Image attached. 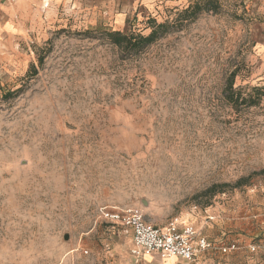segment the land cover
<instances>
[{"label":"rangeland","instance_id":"rangeland-1","mask_svg":"<svg viewBox=\"0 0 264 264\" xmlns=\"http://www.w3.org/2000/svg\"><path fill=\"white\" fill-rule=\"evenodd\" d=\"M196 1L132 21L123 33L165 24L136 54L88 7L20 9L0 53V264H182L100 250L117 230L101 210L117 208L157 227L219 209L225 236L257 250L264 96L236 109L225 88L231 73L234 88H264L260 18L244 0H213L191 19Z\"/></svg>","mask_w":264,"mask_h":264},{"label":"crops","instance_id":"crops-1","mask_svg":"<svg viewBox=\"0 0 264 264\" xmlns=\"http://www.w3.org/2000/svg\"><path fill=\"white\" fill-rule=\"evenodd\" d=\"M39 4L42 2L50 1L52 5H58L59 3L65 2L66 4L76 3L82 7H88L92 12L98 13L99 16L103 18H108L112 20L115 25V30L122 31L128 28V25L134 20L138 19H149L156 17L164 5L171 3L174 6H183L188 3V0H38ZM244 3L248 4L252 13L260 18V21L255 24L254 28L257 31V37L255 38L256 47L264 53V0H244ZM35 4L32 0H18L17 2H11L10 0H0V53L1 49L4 47L8 38L13 37L15 30L16 20L20 14V9L23 7L32 8ZM26 8V9H27ZM123 25V26H122ZM122 26V27H121ZM215 219L214 229H203L202 224L206 226L209 225L207 220H211L212 216ZM224 215H221L219 209L213 212H205V215L199 217L197 220L195 218L183 217L180 219L181 224L191 225L196 229L198 226V232L205 236L210 241L216 244L222 245H237V249L229 251L227 254L222 255L217 251L207 252L201 259L200 264H264V233H259L255 235L258 240L255 242L257 250L255 252H250L249 247L251 246V241L239 238L237 236H225L227 224L223 221ZM201 218V219H200ZM110 228L117 229L105 238L101 245L103 246L100 250L109 251L112 254H119L120 250L128 249L129 252L132 247L130 234L121 232V227L112 223L107 222ZM196 225V226H195ZM257 225V224H256ZM255 225V227H257ZM209 228L211 226L209 225ZM123 230V229H122ZM79 243H77V246ZM144 258V257H142ZM140 258V259H142ZM149 258L157 259L159 262H172L173 260L178 262L182 260L177 258H171L166 260H160L158 255H152ZM136 259V258H135ZM75 264H81V262L76 261Z\"/></svg>","mask_w":264,"mask_h":264},{"label":"built area","instance_id":"built-area-1","mask_svg":"<svg viewBox=\"0 0 264 264\" xmlns=\"http://www.w3.org/2000/svg\"><path fill=\"white\" fill-rule=\"evenodd\" d=\"M101 215L106 222L118 225L124 233L130 234L134 258L158 255L164 260L177 258L185 264H200L207 252L217 251L225 255L237 248L234 244H216L191 225H180L174 221L166 226H154L136 208L104 209ZM250 251L255 252L256 248L252 246Z\"/></svg>","mask_w":264,"mask_h":264},{"label":"trees","instance_id":"trees-1","mask_svg":"<svg viewBox=\"0 0 264 264\" xmlns=\"http://www.w3.org/2000/svg\"><path fill=\"white\" fill-rule=\"evenodd\" d=\"M212 2L213 0H198L193 6L185 9L183 11V14H187L189 11H191L189 18L194 19L201 12L209 10V5ZM164 28L165 24H159L156 26V28L152 29V31L147 36H143L140 33H123L122 31L117 30L108 32L106 33V35L110 42L120 50L136 54L152 44L158 38V30L164 31ZM234 77L235 74L231 73L227 79V85L225 88L227 95L225 98L228 100V102L232 105L233 108L236 109L239 105L242 104H248V107L256 106L260 99L264 96V88L256 86L234 88ZM241 91H249V93L243 97ZM251 176H249L248 178H250ZM248 178L238 180L236 182V186H241L243 182H245Z\"/></svg>","mask_w":264,"mask_h":264}]
</instances>
